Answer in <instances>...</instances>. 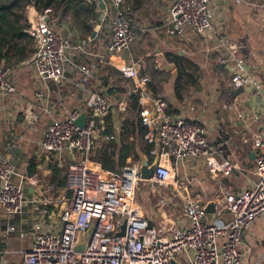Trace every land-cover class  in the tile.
Returning a JSON list of instances; mask_svg holds the SVG:
<instances>
[{
    "label": "built area",
    "instance_id": "1",
    "mask_svg": "<svg viewBox=\"0 0 264 264\" xmlns=\"http://www.w3.org/2000/svg\"><path fill=\"white\" fill-rule=\"evenodd\" d=\"M84 1L96 5L104 3V0ZM109 1L113 10L111 35L105 48L94 54L98 64L108 63L113 54L129 50L134 40L125 0ZM213 1L173 0L168 7L172 32L183 35L190 31L204 35L210 31ZM33 8L32 4L25 8V31L34 42L30 62L40 86L36 96L48 100L51 94L48 84H62L67 79L69 66L74 64L70 55L72 44L51 23L48 16L51 8L40 12ZM89 41L83 40L73 48L85 51L83 47ZM227 46L228 59L231 60L229 91L243 87L242 93L262 96V83L248 73L242 61L236 58L238 45L228 42ZM96 63L86 61L76 64L82 81L97 74ZM117 69L132 84V93H137L139 116L147 127L144 139L153 146L150 154L154 158L159 153L153 174L147 180L140 177V160H130L116 171L103 170L91 162V153L105 128V118L113 109L114 102L98 90L89 92L83 126L75 124L74 120L81 111L74 109L65 117L52 119L42 134L40 147L46 153L55 155L59 161H63L65 153L73 158L65 169V189L70 191V196L59 214V231H44L41 222L34 225L33 243L23 254V264H173L180 254L184 255L185 264H240L247 252L245 248L242 250L244 232L254 220L264 219V130L252 137V145L257 149L256 181L239 192L216 195V220L208 218L201 199L185 195L182 208L187 217L186 225L176 227L166 218L154 224L141 213L136 202V189L140 182L154 186L168 185L172 175H178L181 162L195 157L203 160L213 177L219 173L227 176L237 166L228 158L218 160L217 146L207 138L201 123L168 112L167 99L151 91L148 87L150 76L140 74L137 61H125ZM10 75V67L0 62V97L15 92ZM118 106L124 109L125 103ZM227 107L229 110H240L233 100L227 102ZM40 110L41 113L34 111L33 105L26 107L25 122L31 124L44 112L49 113L50 107L45 103ZM261 113H264V106ZM237 116L245 117L242 112H237ZM104 137L113 139L114 135L104 134ZM15 174V166L6 156L0 155V205L7 233L17 231L14 217L23 211L28 202L23 185L13 180ZM22 180L36 185L38 176L36 173L25 174ZM158 204L172 207L175 202L160 195ZM123 222L124 232L119 235ZM91 226L93 232L85 249L75 251L79 233Z\"/></svg>",
    "mask_w": 264,
    "mask_h": 264
},
{
    "label": "crops",
    "instance_id": "2",
    "mask_svg": "<svg viewBox=\"0 0 264 264\" xmlns=\"http://www.w3.org/2000/svg\"><path fill=\"white\" fill-rule=\"evenodd\" d=\"M172 1L142 0L139 6L133 7L125 0L129 8L127 16L131 14L132 9L135 10L131 15L130 27L132 30L131 24L141 25V22L146 21L147 18L155 21L154 25H149L151 33L156 37L152 55L157 57L158 48L164 55L179 54L192 59L201 68L198 86L184 90L182 97L177 98L173 86L176 76L175 67L169 71L161 69L157 57V64L153 68L161 80L151 78L150 83L153 85L148 84V87L154 94L165 96L170 114L201 123L206 130L207 138L217 146L218 160L228 158L237 166L227 176L219 173L213 177L202 159L189 158L181 162L178 175H172L168 185L154 186L147 183L150 193L156 195V198L154 202L144 201L143 204L138 203L136 199L141 213L154 224L166 218L176 227H181L187 224V217L182 208V199L185 195L201 199L205 206L212 203L213 211H207L208 218L216 220L215 196L225 192H239L251 187L257 179L255 173L257 149L252 145V137L254 133L264 130V113H261V108L264 106V92L260 97H254L249 92L232 97L229 93L230 79L225 80V75L229 77L231 74L227 45L228 42H235L238 45L236 58L242 61L247 72L264 86V0L240 2L214 0L212 28L204 35L190 31L183 35L172 32L168 21V7ZM84 3L86 6L95 4L86 1ZM104 5L105 8L100 10L95 4L94 14L84 11L77 15L91 30H97L94 38H91V33L85 31L82 22L74 20L71 15L66 33L58 30L72 44L70 55L74 64L69 66L67 79L62 84L58 86L51 82L48 84L51 92L48 100L36 96L40 86L30 62L33 52L22 60L7 59L14 61V66H8L11 69L10 79L15 85V92L0 97V155L6 156L15 166L16 174L13 180L23 185L28 202L23 211L14 217L17 231L11 233L5 232L4 212L0 205V263L23 264V254L31 248L34 225L38 222L42 223L44 231L56 232L61 229L59 214L70 196V191L65 189L66 183L64 185L60 183L64 177L66 182V165L73 158L65 153L63 161H59L55 155L46 153L40 147L42 134L52 119L65 117L74 109L86 110L85 101L92 90L104 93L114 102L110 111L111 118L108 122H106L107 117L105 118L104 133L102 132L96 140L90 157L91 162L97 167L100 166L92 160L94 152L112 140L105 139L104 134H113V139H116L121 130V122L124 118H121L120 113L127 106L129 95L132 93V84L121 75L117 66L134 59L130 54L132 48H129L110 56L108 63H96L97 56L94 54L105 48L111 35L113 10L109 0H104ZM146 6L152 10L145 15L142 11L148 10ZM156 9H159L158 12H155ZM100 12L104 13V18L102 24L98 26ZM128 20L130 21L129 18ZM53 22L51 20L54 25ZM143 28L145 26H139L137 30ZM132 31L135 34L134 30ZM87 39L90 41L84 45L85 51L73 48ZM116 59L119 60L118 63ZM223 60L227 61L223 62ZM86 61L90 64L96 63L98 72L87 81H82L76 64ZM135 61L140 64L141 75H151L140 59L137 58ZM1 62L6 64L5 59ZM104 81L107 82L106 85L103 84ZM224 81L227 87L221 89ZM232 100L240 110L228 109L227 102ZM45 103L50 107L49 113L44 112L39 119L27 124L24 120L25 108L33 105L34 111L41 113L40 109ZM119 103H125V108L120 109ZM237 112H242L245 117L239 118ZM107 129H110V133L106 132ZM139 152L142 151L138 150L137 155ZM152 158L150 154L149 159ZM130 160H139V158L127 157L125 163ZM32 173L37 174L38 183L31 185L26 181L23 182L22 176ZM160 195L171 198L175 204L172 207L158 204ZM263 239L264 219L260 218V221L254 220L243 234L242 250L245 248L247 252L240 264H263ZM256 242H260V252L256 250ZM176 260L173 264L186 263L183 254H180Z\"/></svg>",
    "mask_w": 264,
    "mask_h": 264
},
{
    "label": "trees",
    "instance_id": "3",
    "mask_svg": "<svg viewBox=\"0 0 264 264\" xmlns=\"http://www.w3.org/2000/svg\"><path fill=\"white\" fill-rule=\"evenodd\" d=\"M126 2L135 7L139 6L142 0H126ZM28 3H31L38 12L45 8L58 10L63 6V12H59V15H63L69 10L71 11V17L76 21L80 20L88 34L92 31L85 21L79 19L77 15L79 12L84 11L94 14L95 4L86 6L84 0H28ZM5 7L0 4V62L2 59L7 60L10 58H14L17 61L22 60L30 56L34 51L33 38L25 31L26 23L20 24L18 17H14L11 20L7 18L6 12L3 11ZM165 56L175 64L174 93L177 98H181L184 90L198 86L201 68L196 62L184 55L165 54ZM99 72L102 71L99 70ZM106 83V81L103 82L105 85ZM149 85L152 86L153 83H149ZM127 108L132 115L122 120L118 137L103 144L102 147L95 151L92 157V160L97 162L102 169L113 170L119 168L125 164L127 157L137 159L138 150L150 158V150L153 146L144 139L147 127L142 124L139 116L137 93H130ZM110 118L111 113L107 116L106 122ZM106 132L110 133V129H107ZM64 183L65 177L60 184L64 185Z\"/></svg>",
    "mask_w": 264,
    "mask_h": 264
},
{
    "label": "rangeland",
    "instance_id": "4",
    "mask_svg": "<svg viewBox=\"0 0 264 264\" xmlns=\"http://www.w3.org/2000/svg\"><path fill=\"white\" fill-rule=\"evenodd\" d=\"M0 4L6 6L3 11L6 12V16L8 19H12L14 17H18L19 18V22L20 24H25L26 20H25V8L31 4L28 3V0H0ZM63 6L58 9L55 10L52 8V11L49 13V17L51 18L52 21H54V27L59 30L60 32L66 33V27H69V25H67V23L69 22V17L71 14V11H67V13L63 14V15H58L59 12H63ZM145 8H147L148 10L146 11H142L144 12V14H148L150 7L146 6ZM159 9H156L155 12H158ZM135 10L132 9V12H134ZM131 14H128V18L130 19L129 23L132 22L131 20ZM153 12V11H152ZM135 14H137L135 12ZM135 19H133L134 21ZM148 20V21H147ZM146 21H142L141 25L140 23H138V26H136V24L132 25V30H134L135 34H134V40L132 42V44L130 45V48H132V50L130 51V54L132 55L133 59L137 60L140 59L141 62L144 64V66L147 68L148 71H150L149 73L150 75V79L152 78V80L155 79H159L161 80V78H158L159 74L155 73V69L153 68V66L155 64H157V57L156 55H152V52L155 48V42H156V37L151 33V29L149 27V25H154L155 21H152L150 18H147ZM136 21H138V19H136ZM158 22V21H156ZM146 23V24H145ZM4 25H6L5 22H3ZM3 25V26H4ZM143 27L145 26V28L143 29H138V27ZM134 27V28H133ZM136 29V31H135ZM133 32V31H132ZM6 64L9 65L10 67L14 66V61L11 60H5ZM230 76L227 77V75H225V80H229ZM224 80V79H223ZM227 87L226 86V82L224 81L223 85H221V89ZM122 113H120L121 118H125L127 116H131V112L129 111V109L126 108L124 109V111H121ZM123 120V119H122ZM93 153H91L92 156ZM95 154V152H94ZM94 156V155H93ZM94 163H97L95 161H93ZM98 164V163H97ZM149 185L146 182H140L137 186L136 189V199L138 201V203L143 204L144 201H150L152 200L153 202L155 201L156 195H153L150 193L149 191ZM255 221H260V218L256 219ZM264 240V239H263ZM257 243V251L260 252L261 248L259 243L260 242H256ZM264 243V242H263ZM259 245V246H258ZM263 264H264V258L262 259Z\"/></svg>",
    "mask_w": 264,
    "mask_h": 264
},
{
    "label": "water",
    "instance_id": "5",
    "mask_svg": "<svg viewBox=\"0 0 264 264\" xmlns=\"http://www.w3.org/2000/svg\"><path fill=\"white\" fill-rule=\"evenodd\" d=\"M98 7L100 10H103L105 8V5L103 2L98 4ZM104 18V13L100 12L98 15V20H97V25L100 26L102 24ZM96 32L97 30L93 29L91 32V38H94L96 36ZM156 54L158 57V62H159V67L163 70H171L175 67L174 63H170L166 56L164 54H162L159 49H156ZM244 92L243 87H237L235 89H231L229 91L230 95L232 97L237 96L238 94ZM86 115H87V111L83 110L80 112L79 116L74 120L75 124L79 125V126H83L85 123V119H86ZM227 136H229V134H225ZM138 158L140 160V166H139V172H140V177L144 180L149 179L154 171V168L158 162L159 159V153H157L155 155V157L150 160L145 153L143 152H139L138 153ZM206 211L208 212H212L213 211V204L209 203L205 206ZM124 227H125V222H123V224L121 225V230L118 232L119 235H122L124 232ZM93 232V226H91L90 228H88L86 231L84 232H80L78 235V240L74 245V250L81 252L85 249L86 245L88 244L91 235Z\"/></svg>",
    "mask_w": 264,
    "mask_h": 264
},
{
    "label": "bare ground",
    "instance_id": "6",
    "mask_svg": "<svg viewBox=\"0 0 264 264\" xmlns=\"http://www.w3.org/2000/svg\"><path fill=\"white\" fill-rule=\"evenodd\" d=\"M119 62V60L118 59H116V63H118Z\"/></svg>",
    "mask_w": 264,
    "mask_h": 264
}]
</instances>
